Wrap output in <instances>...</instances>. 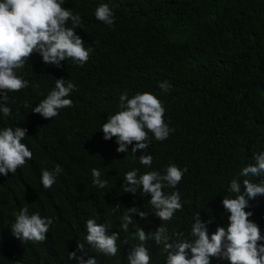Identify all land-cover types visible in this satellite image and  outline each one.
I'll return each mask as SVG.
<instances>
[{
    "label": "trees",
    "instance_id": "trees-1",
    "mask_svg": "<svg viewBox=\"0 0 264 264\" xmlns=\"http://www.w3.org/2000/svg\"><path fill=\"white\" fill-rule=\"evenodd\" d=\"M114 12V25L95 18L99 4ZM62 6L81 17L76 34L91 48L83 66L62 61L60 67L45 65L33 53L17 74L28 81L18 92L8 93L12 114L0 112V129H27L24 143L33 153L16 173L0 174V264H77L68 259L78 242L85 243L97 264H128L127 256L138 243L132 239L136 226L155 232L162 221L152 212L149 195L123 192L124 175L138 169L163 172L170 164L187 169L176 188L181 210L166 222L169 233L190 236L194 214L200 212L209 236L226 227L228 213L222 204L230 181L242 167L264 152V0H63ZM68 27H71L69 21ZM70 79L77 86L70 97L73 106L45 119L32 112L55 80ZM172 85L161 94L158 82ZM129 97L149 91L165 107V123L173 131L164 141L149 133L146 152L136 156L117 152L116 138L103 139L101 126L119 109V95ZM31 107H25V102ZM150 154V168L139 156ZM61 172L50 189L41 184V170ZM108 181L101 189L92 183V169ZM259 183L261 177L251 178ZM243 191V187H242ZM121 207L116 209V205ZM25 205L29 214L53 218L46 239L22 243L10 225ZM130 207L148 211L146 219L133 214L129 231L120 228L121 216ZM248 219L264 237V196L249 200ZM109 222L118 231L114 257L97 253L84 240L85 222ZM127 239V243L121 241ZM264 244V240L259 241ZM150 264H166L163 245L149 241ZM81 255V253H77ZM84 259H88L85 256ZM210 264H230L210 258Z\"/></svg>",
    "mask_w": 264,
    "mask_h": 264
},
{
    "label": "clouds",
    "instance_id": "clouds-1",
    "mask_svg": "<svg viewBox=\"0 0 264 264\" xmlns=\"http://www.w3.org/2000/svg\"><path fill=\"white\" fill-rule=\"evenodd\" d=\"M63 0H0V112L5 117L12 114L7 106L8 93L18 92L28 86V81L17 74L23 70L33 53L42 57L45 65L61 66L62 61H71L83 66L87 63L92 51L84 46V40L76 34L75 29L81 27L80 15L73 14L62 6ZM95 18L108 26H113L114 12L107 3L99 4L94 12ZM69 21L71 27H68ZM161 94H168L172 85L168 81L158 82ZM77 86L70 79L57 78L55 86L42 99L32 112L40 114L45 119L59 115V110L73 106L68 98L77 91ZM25 107H31L26 101ZM118 111L108 116L101 126L103 139L116 138L117 152L131 153L141 150L146 152L152 133L157 141H164L173 129L165 123V107L158 97L149 91L137 92L129 97L124 91L119 95ZM27 129L4 127L0 129V174L8 176L22 168L26 161L31 160L33 153L22 143ZM254 162L242 167L230 181L228 192L236 194L233 198L224 197L222 204L230 213L226 227L218 226L209 236L207 223L201 218L200 212L194 214L190 236L186 239L182 232L169 233L165 226L170 222L176 211L181 210V196L179 191L166 193V188H176L182 180L186 168L183 170L175 164H170L161 171H146L138 175V169L127 171L124 175L123 192L136 194L138 189L143 195L150 194L148 203L152 212L162 221L155 232L146 233L140 226L135 227L132 239L138 243L127 256L128 264H150L149 241L156 245H163L166 253V264H210V258L228 260L230 264H264V240L257 224L248 219L252 215L246 212L249 200L258 195L264 196V152L254 154ZM140 164L150 168L153 157L150 154L139 156ZM57 165L55 169L41 170V184L44 189H50L61 172ZM92 183L103 189L108 181L102 179L101 171L92 169ZM261 177L259 183L251 178ZM243 187V191H242ZM121 206L116 205V209ZM146 219L148 211H140L130 207L124 211L120 220V228L129 231L133 225V214ZM54 223L51 217H42L38 212L29 214L27 205L22 207L10 225L13 236L22 243H40L45 241L50 226ZM86 244L97 253L106 257L117 254L118 231H110L109 222L97 223L93 218L85 222ZM127 243V239L121 241ZM81 255H77V253ZM88 256V259H84ZM69 260L77 264H97L96 258L89 255L85 243L78 242L75 251L68 253Z\"/></svg>",
    "mask_w": 264,
    "mask_h": 264
}]
</instances>
